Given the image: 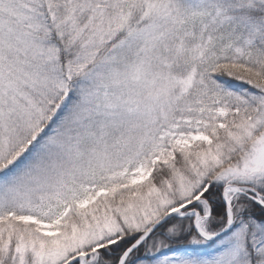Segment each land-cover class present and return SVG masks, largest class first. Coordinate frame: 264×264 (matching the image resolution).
<instances>
[{"label": "snow or ice", "instance_id": "6c2138e0", "mask_svg": "<svg viewBox=\"0 0 264 264\" xmlns=\"http://www.w3.org/2000/svg\"><path fill=\"white\" fill-rule=\"evenodd\" d=\"M0 264H264V0H0Z\"/></svg>", "mask_w": 264, "mask_h": 264}]
</instances>
